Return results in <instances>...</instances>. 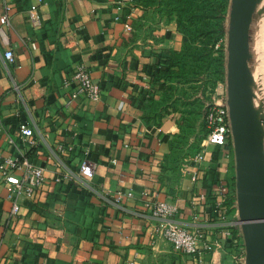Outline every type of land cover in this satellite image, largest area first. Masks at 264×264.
Masks as SVG:
<instances>
[{
  "label": "crops",
  "instance_id": "obj_1",
  "mask_svg": "<svg viewBox=\"0 0 264 264\" xmlns=\"http://www.w3.org/2000/svg\"><path fill=\"white\" fill-rule=\"evenodd\" d=\"M35 2L0 0L10 23L0 24V156L23 155L44 169L35 198L20 200L17 213L0 174V263L232 264L239 229L226 233L238 220L231 148L202 147L203 135L195 154L174 162L179 126L162 104L158 71L183 44L176 26L144 18L138 0H44L32 25ZM255 44L251 89L264 145ZM79 65L99 83L98 100L71 97ZM84 159L95 164L91 178L79 171ZM221 185L231 193L225 202ZM150 201L172 203L171 220L217 247L200 257L174 248L154 233Z\"/></svg>",
  "mask_w": 264,
  "mask_h": 264
},
{
  "label": "water",
  "instance_id": "obj_2",
  "mask_svg": "<svg viewBox=\"0 0 264 264\" xmlns=\"http://www.w3.org/2000/svg\"><path fill=\"white\" fill-rule=\"evenodd\" d=\"M255 9L256 0H231L226 43V104L245 264H264L263 128L254 108L246 60L248 27Z\"/></svg>",
  "mask_w": 264,
  "mask_h": 264
},
{
  "label": "built area",
  "instance_id": "obj_3",
  "mask_svg": "<svg viewBox=\"0 0 264 264\" xmlns=\"http://www.w3.org/2000/svg\"><path fill=\"white\" fill-rule=\"evenodd\" d=\"M43 2L44 0H36L27 10V15L32 25L39 21L38 7ZM0 24L6 26L10 24L6 14L0 15ZM4 57L9 62L13 61V53L10 48L4 51ZM72 78L77 81V86L72 91L71 97L83 94L93 101L99 99L100 85L90 77L88 70L84 66L79 65L76 67ZM223 87L226 90V84H219L218 86L219 89ZM210 101L205 117L208 132L204 142H202V147L208 144L217 146L229 145V143H232V137L226 95L225 100L218 99L216 95H213ZM18 130L21 136L29 143H35L33 131L29 126L20 124ZM197 157L201 158V155L198 154ZM79 171L85 177L91 178L94 175L95 164L88 159H84L79 165ZM0 174L3 184L9 191V197L12 198V213L18 212L20 200H33L38 188L44 182L43 167L36 165L23 155L3 158L0 156ZM219 191L221 200L225 202L229 194H231L228 187L221 185ZM117 196L119 198L121 193H118ZM127 196H132V193L128 192ZM146 206L150 217L155 220L154 233L182 253L200 257L203 253L211 252L217 247V244L209 241L201 244L198 233L171 220L170 217L175 212V207L172 203L150 201ZM233 227L239 229L238 236L240 238L232 237V264H245V247L238 220L230 224V228L226 231L227 235L231 234V228Z\"/></svg>",
  "mask_w": 264,
  "mask_h": 264
},
{
  "label": "rangeland",
  "instance_id": "obj_4",
  "mask_svg": "<svg viewBox=\"0 0 264 264\" xmlns=\"http://www.w3.org/2000/svg\"><path fill=\"white\" fill-rule=\"evenodd\" d=\"M171 3L172 0H138V5L144 12V18L146 17L147 20L153 22L163 20L164 23H173L183 37L182 32L177 26V16L175 13L170 12L169 6H172ZM230 3L231 0H222L224 7L220 9L219 13L223 16L220 23L225 26V32L220 34L219 40L214 43V48L211 51L212 54L209 55L207 62L204 63V67L201 68V72L197 76L199 81L196 80V74L191 73V71L199 69L198 66H195L196 60L193 55H185L184 57L186 59L184 58V61L188 60V62L185 65H183L182 62L177 63L171 68V73L167 74L169 75V79L166 83L169 85L170 89H168L167 94L162 96V104H164L165 109L168 108L176 113V121L179 127L178 133H176L174 138L173 157L176 158L174 162L180 165L184 164L187 158L197 152V144L200 142L204 134V106L200 91H202L204 97H208V99H210L211 96L216 95L218 99L225 100L226 90L224 87L219 89L218 86L219 84H226V43ZM261 3L262 0H256L257 10L255 9L253 12L248 27L246 60L250 80L253 76L252 64L256 47L255 41L259 46L260 16L258 14V6L261 5ZM211 23L212 26H214L213 20H211ZM192 45L196 48L201 47V44ZM199 64H201V62H199ZM201 86L203 90H201L202 88L200 89ZM252 99L253 104L256 105L258 97H256L255 90L254 92L252 90ZM229 147L232 150L233 157L232 143H229Z\"/></svg>",
  "mask_w": 264,
  "mask_h": 264
},
{
  "label": "trees",
  "instance_id": "obj_5",
  "mask_svg": "<svg viewBox=\"0 0 264 264\" xmlns=\"http://www.w3.org/2000/svg\"><path fill=\"white\" fill-rule=\"evenodd\" d=\"M171 5L169 9L170 12L175 13L177 16L176 22L183 34V44L178 51L173 52L165 59L163 67L158 71V77L163 80L164 95L170 89L166 83L169 79L167 74L171 73V68L177 63L182 62L185 65L188 62V60L184 61L186 59L185 55H193L195 57V66H198L199 69L191 71V73H195L196 80L199 81L197 76L200 74L201 68L204 67V63L207 62L209 55L212 54L214 43L219 40V35L225 32V26L220 23L223 16L219 13L220 9L224 7L222 0H172ZM211 20L214 21V26H212ZM192 44H201V47L196 48ZM200 92L204 106L205 129L203 130V135H206L208 128L206 127L205 117L211 97L208 99V97H204L202 91Z\"/></svg>",
  "mask_w": 264,
  "mask_h": 264
},
{
  "label": "bare ground",
  "instance_id": "obj_6",
  "mask_svg": "<svg viewBox=\"0 0 264 264\" xmlns=\"http://www.w3.org/2000/svg\"><path fill=\"white\" fill-rule=\"evenodd\" d=\"M258 7H259L258 14L260 16V30H259V40H258V43L260 45V58H259L258 72L259 75L264 76V0H262L261 5H259ZM256 10H257V6H256Z\"/></svg>",
  "mask_w": 264,
  "mask_h": 264
}]
</instances>
